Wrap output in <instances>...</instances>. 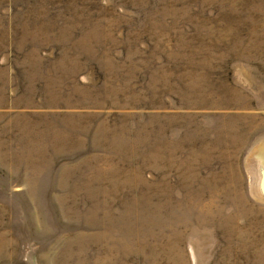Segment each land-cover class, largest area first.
Instances as JSON below:
<instances>
[{
	"label": "rangeland",
	"instance_id": "rangeland-1",
	"mask_svg": "<svg viewBox=\"0 0 264 264\" xmlns=\"http://www.w3.org/2000/svg\"><path fill=\"white\" fill-rule=\"evenodd\" d=\"M0 264H264V0H0Z\"/></svg>",
	"mask_w": 264,
	"mask_h": 264
}]
</instances>
